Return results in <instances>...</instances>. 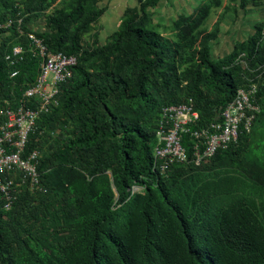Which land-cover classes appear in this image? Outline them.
Instances as JSON below:
<instances>
[{"label": "trees", "instance_id": "1", "mask_svg": "<svg viewBox=\"0 0 264 264\" xmlns=\"http://www.w3.org/2000/svg\"><path fill=\"white\" fill-rule=\"evenodd\" d=\"M53 1L0 0V22L23 18L29 33L27 24L44 17L35 34L49 52L78 60L60 86L59 107L41 115L27 148L48 149L37 168L43 191L24 190L10 211L0 194V264H264V150L251 170L237 168L247 152L244 129L237 144L201 166L153 170L166 105L192 99L198 125L209 126L253 81L261 106L255 120L264 123V22L214 60L219 23L201 28L211 4L181 18L171 39L148 26L147 10L160 0H140L103 44L88 46L85 36L103 15L97 0H66L48 15ZM247 4L264 0L240 7ZM2 33L0 104L38 75L27 38ZM19 43L26 51L12 81L6 55ZM134 185L143 193L132 195Z\"/></svg>", "mask_w": 264, "mask_h": 264}, {"label": "built area", "instance_id": "2", "mask_svg": "<svg viewBox=\"0 0 264 264\" xmlns=\"http://www.w3.org/2000/svg\"><path fill=\"white\" fill-rule=\"evenodd\" d=\"M23 18H7L0 22V32L8 36L15 29L19 37H26L29 51L38 61V75L34 83L22 90V95L3 99L0 104V194L4 211H10L20 194L43 191L37 171L41 159L38 148L27 150L30 138L38 128L43 114L60 105V86L71 79L78 60L75 55L52 54L35 32L25 33ZM25 47L13 46L6 55L11 67L10 80L20 74ZM259 87L250 81L240 88L233 100L223 109L220 120L209 126L198 125L199 112L192 99L178 105H166L156 131L157 145L153 150V170L166 174L176 164L194 163L201 166L220 150L237 144L241 129L247 131L261 112ZM144 186L134 185L131 194L143 193Z\"/></svg>", "mask_w": 264, "mask_h": 264}, {"label": "crops", "instance_id": "3", "mask_svg": "<svg viewBox=\"0 0 264 264\" xmlns=\"http://www.w3.org/2000/svg\"><path fill=\"white\" fill-rule=\"evenodd\" d=\"M207 1L209 0H160L155 7L147 10V16L158 32L176 33L175 24L181 18H190L197 14ZM219 1L221 3L219 13L223 12V15L218 16L214 21V24L219 23V35L211 44L212 59L213 56L216 58L214 60L229 55L237 44L246 42L255 34L257 24L264 22V5L247 4L241 8V0ZM97 3L103 15L94 26V32L99 33V36L102 35L100 38L104 42L118 30L129 9H140L141 7L140 0H97ZM230 4L234 5L235 12L233 14L231 12L224 13ZM235 14L237 17L234 16ZM27 27L31 31L35 28V32L45 29L39 21L34 25L30 22ZM219 52L225 53V55L222 57Z\"/></svg>", "mask_w": 264, "mask_h": 264}, {"label": "rangeland", "instance_id": "4", "mask_svg": "<svg viewBox=\"0 0 264 264\" xmlns=\"http://www.w3.org/2000/svg\"><path fill=\"white\" fill-rule=\"evenodd\" d=\"M66 0H54L52 3L51 8L47 11V14H52L55 11L61 9L64 6V2ZM234 2V1H233ZM206 4H211V9H210V14L209 17L206 19L204 25L201 27L202 29L206 30V31H212L214 29V21L217 19L218 16H221V14L223 13H219V11L221 9H219L221 7V5L219 7H217L216 5H214V3L212 2V0L207 1L204 5ZM227 12H231V14H233V12H235V7L233 4H230L227 8L226 11L224 13ZM223 15V14H222ZM235 17H237V15H234ZM14 19V18H13ZM39 22H41L42 27H45L44 23H45V18L44 17H38L33 19L31 22L34 24H37ZM96 25V24H95ZM95 25H93V30L91 31V33H89L88 35L85 36V40H84V44L88 45V46H95L97 44H101L104 42L103 39L100 38L99 33H95L94 29H95ZM148 26L152 29H155L154 26L150 23H148ZM35 28H33V32ZM158 31V30H157ZM37 32V31H36ZM41 32V31H39ZM43 32V30H42ZM162 33V32H161ZM165 37L174 39L176 33H171L169 31H165L162 33ZM38 37V36H37ZM39 38V37H38ZM41 39V38H40ZM14 39H8V43L9 42H13ZM43 40V39H42ZM15 41V40H14ZM220 56L225 55V53H220ZM219 56V57H220ZM223 57V56H222ZM213 59H216L213 56ZM54 135L56 136V138H58L59 136V130L54 131L53 132ZM246 133L249 135L248 137V144L246 146L247 148V152L242 154L240 157V161L237 164L238 165V169L243 172L247 170H251L252 168V163L255 162L256 157L259 155V153H261L262 150H264V123L259 124L255 121L252 122L250 128L246 131ZM46 150H48L47 148H45L44 150H41V156H43L46 153Z\"/></svg>", "mask_w": 264, "mask_h": 264}]
</instances>
